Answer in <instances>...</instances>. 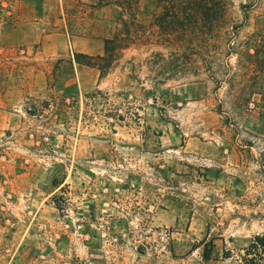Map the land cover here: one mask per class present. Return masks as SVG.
Masks as SVG:
<instances>
[{"label": "rangeland", "instance_id": "rangeland-1", "mask_svg": "<svg viewBox=\"0 0 264 264\" xmlns=\"http://www.w3.org/2000/svg\"><path fill=\"white\" fill-rule=\"evenodd\" d=\"M221 2L106 57L118 7L0 0V264H264V0Z\"/></svg>", "mask_w": 264, "mask_h": 264}, {"label": "trees", "instance_id": "trees-1", "mask_svg": "<svg viewBox=\"0 0 264 264\" xmlns=\"http://www.w3.org/2000/svg\"><path fill=\"white\" fill-rule=\"evenodd\" d=\"M139 0H99L100 5L115 6L120 9L118 27L110 36L103 38V49L106 57L114 55L120 49L137 44L136 40L142 36H153L162 47H180L172 43V37L185 39L190 34V42L194 41L195 35L210 31L214 23L219 22L224 13V5L221 0H158L164 3L165 8L170 11L162 12L154 16L151 24V33L141 35L140 15L137 9ZM182 14V17L180 16ZM202 36V35H201ZM203 41V40H202ZM102 59V62L96 61ZM88 64L100 69L110 63L109 59L95 55Z\"/></svg>", "mask_w": 264, "mask_h": 264}]
</instances>
